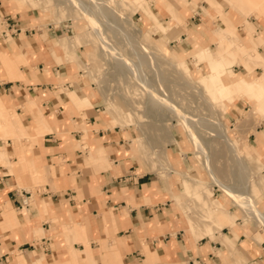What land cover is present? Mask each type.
<instances>
[{
	"label": "crops",
	"instance_id": "0c3cea01",
	"mask_svg": "<svg viewBox=\"0 0 264 264\" xmlns=\"http://www.w3.org/2000/svg\"><path fill=\"white\" fill-rule=\"evenodd\" d=\"M36 1L0 0V139L13 137L0 144V264H264V232L250 231L259 222L246 226L238 208L203 191L197 163L190 172L186 156L154 146L155 132L134 125L133 135L127 91L120 102L117 88L95 80L99 92L80 39L60 21L42 28L48 18ZM123 2L145 12L143 24L154 22L176 56L207 45L200 53L210 89L229 85L236 105L254 100L242 113L230 107L237 131L253 141L250 178L264 164V0ZM233 63L243 76L224 68ZM223 68L228 84L217 75ZM258 185L248 179L262 210Z\"/></svg>",
	"mask_w": 264,
	"mask_h": 264
},
{
	"label": "rangeland",
	"instance_id": "374dc122",
	"mask_svg": "<svg viewBox=\"0 0 264 264\" xmlns=\"http://www.w3.org/2000/svg\"><path fill=\"white\" fill-rule=\"evenodd\" d=\"M114 1L115 2L117 1V3L120 5L118 8L120 10L119 14H121L125 17H128L127 18V21H128L127 25L134 26V27L136 26L140 30V33L138 34L137 38L140 41L145 42V43H147L150 46H153L155 48L153 50L155 51L157 56L163 61L162 67L164 69L167 68L166 70H168V71H166V73H168V74L164 73L166 75L165 82L166 81L167 82L166 83L165 82L160 83L155 78H153L154 74L151 73V70L144 69L146 71L145 74L151 78V80L155 86L156 91H158L160 93L161 92L160 86H164L166 88L167 92L170 93V96L173 98V100L175 101L176 104H178L180 107L183 104L181 108L185 109V111L193 112L192 110L195 107L196 113H199L201 111V113H199V114H208L209 113L208 112L209 107L205 104L204 100L199 99V97H197L198 96L197 91L195 90V88H194L195 91L192 90L193 87L191 86L193 82L198 80V84L201 86L203 91L206 92V91L212 90L216 96H220V94H222V90L217 88L216 86H213V87L211 86L212 88L210 89V86H207V84H206V78L203 77V75L207 72V68L204 65L205 58L202 56V54L200 52H201V49L207 48V45H204L201 47L199 46L197 51L192 50L189 52H183L179 56H176L174 54V52L177 53L179 50L163 37L162 33H160L158 31L160 29L157 26H153L154 22L149 23L148 21H146V24L145 23L143 24V20H142L143 19V13H145L143 10H141L139 8L134 9L132 7V4H125L123 2V0H111L110 4L113 5ZM36 2H37V4L35 6H37L39 8L40 16L42 17L41 19L48 18L46 20L45 25L41 26L42 28L43 27L46 28L47 26L55 27L53 24V22L55 20L56 23L60 21L59 26H60V24H62V26H63V24H65V23L68 25L70 30L67 34L70 35V36H68L70 39L78 38V36L81 33L83 34L84 38L83 37L80 38V41L83 43L82 44L79 43V44H80V46H82L84 48L79 47V53H80L83 61H85L88 64V69L86 70L87 73H85V75H87V74L90 75V71H91V75H97L99 73H102L103 76L101 77V79H98L99 83L108 82L107 85L110 88L115 87L114 91H116V88H117L118 92L122 95L120 102H124L125 100L127 102L126 97L129 96L132 98V100L134 99L133 103H132L133 109H138L140 111H144L145 109H146L145 111L149 110V107L145 104V102L147 103L146 92L135 80L129 81L128 84H129L130 89L132 90L131 92H129V89L125 90L124 78H122L123 77L122 75L111 76L110 74H107V65H106L105 60L97 61L101 57V55L99 53H98L99 55H98L97 59L95 58V60H94V58H93L92 60L91 59L89 60V57H88L89 55H87V53H89V51H91V50L99 51V45H98V42L95 39V37L91 31L89 23L81 15V13L78 11L77 8H74L70 5H68L67 3L64 4V2L63 3L61 2V4L60 3L58 4L56 0H37ZM25 3L26 2H23L21 4H25ZM134 5H137V3ZM42 6H48L50 8L44 9V8H42ZM25 9H29V12L32 14H38L37 9L27 8V7H25ZM239 9L247 15L248 14L251 15L253 13V12L249 13L248 10L245 9L244 7L239 8ZM225 16H226V12H223V17H225ZM244 17H246V19H248L247 16H244ZM169 21H171V19ZM183 21H186V20H184V18H183V19H181V23H184ZM101 27H102V30L107 35L111 36V34L109 33L107 26L105 24L102 25ZM2 29H5V23L3 22L2 17H0V30H2ZM167 30H168V24L165 26V29L162 31L166 32ZM72 34H74V35H72ZM111 39H113V38H111ZM117 43H118L119 47L121 48L123 55L125 57H128V58L133 57L131 52H128L130 50L126 46H124L121 41L117 40ZM195 45H196V43H195ZM216 46H217V44H216ZM219 46L220 45H218L216 47L217 51H221V50H219V49H221ZM85 50H86V53H85ZM171 50L174 52H172ZM100 53H102V52H100ZM189 55L192 56L195 61L192 60L190 57H188ZM166 61L174 62L176 64L178 72L180 73V76H182V77H180L178 74L174 75V73L171 70L172 67L168 66V64L165 63ZM243 66L246 68L247 74H249L254 69V68H251V67H248L245 65H243ZM241 67H242V65L240 63H233V65L225 66L224 68L232 69L233 72H235L237 74V76H243L244 74L238 73L241 70L240 69ZM254 67H257V66H254ZM144 68H146V67H144ZM224 68L220 69L221 77L219 74H217V75L219 78H221L223 80V83L228 84L226 76L224 75V73H225ZM255 71L258 73L257 69H255ZM171 75L175 76V77L172 78ZM256 76L257 75L253 74L252 78H256ZM201 77H203V78H201ZM182 80H184V81H182ZM185 81L189 83V85H188V87L190 86L189 88H183V86L187 87ZM175 82H178V84ZM182 82H184V83H182ZM92 85L94 87H96V89H98V91H99L98 84L95 81L92 82ZM177 85H179V86H177ZM227 86H229V85H227ZM123 87H124V90H123ZM126 91H127V96H126ZM236 91L237 90H235V91L229 90L228 97L233 93H235V94L232 95L231 97H229L228 99L222 101V102H215L212 105V107L216 108L218 110V118H219V120H221L222 124L227 127L228 136L234 141V144L236 146L238 154L242 157L243 160L247 161V163H249L252 166H255L256 165L255 160L252 158V155H251V152L249 149V143H253V141L247 135V134H249L247 132L248 131L247 129H244L242 131V133H239L235 129L237 122H238L237 118H239L240 116L238 117L237 115H233V113H231V110H230L231 106H233V107L240 106V107H238V113L239 112L242 113L243 110H247L251 107L254 100H250L252 98L245 96L248 99V101L249 100H250V102L253 101V102H251V105H249L247 102H246L245 106L236 105V101L239 99V98H237L236 100L234 99L235 95H237ZM239 95L241 96L242 93ZM245 97H242V98H245ZM240 100H242V99H240ZM203 101H204V103H203ZM242 101H244V100H242ZM105 102H106L105 99L102 98L101 107L105 106ZM198 102H199V104H198ZM203 104H205V105H203ZM196 110L199 112H197ZM130 111H131V109H130ZM150 112H152V113H150ZM132 113H133L132 118L135 119L136 117H135L134 111ZM147 114L149 116L145 114L146 115L145 118L143 116H141V114H140V117H141L140 121L143 120V121H141L142 123L145 122V124H147L146 122L148 120H150L151 122L150 121L149 122L151 124L152 121L157 122L162 117H165L168 115L165 110H162V109L160 110L159 108L150 109ZM157 114H159L160 116H158ZM260 116L261 115H258V118ZM142 117H143V119H142ZM166 118L169 119L168 116ZM167 122H168L167 127L169 129L170 134L172 136H174V134H175V136H177L178 139L175 136H174V138L177 139L179 144L176 143L175 141H173L171 136L162 135L163 134L162 132H164V131H163V129H160V130H162V132L159 130L160 132L152 134V135H156L152 139L153 141H156L153 143V145L155 146L157 142L158 143L161 142L162 146L164 147V149L168 153V155L172 154L171 149H173V151L175 150L174 152H179L180 156H186L190 160V162L192 163V165H191L192 167L190 168V172L195 171V163H197L198 167L196 168V170H197L198 174L196 177H197V179H199L200 188H202L203 191L205 190V188H208L210 191L213 192V194L215 192L214 195L216 196V198H218L222 203L228 202L229 205L232 207L231 208L232 211L235 208H238L239 209L238 212L233 211L235 213V216H242L244 219L243 223L246 224V226H248L247 225L248 222H250L252 220V218H254L253 215H251L247 210L246 211L248 212L249 215H247L245 212L243 213L242 209L238 205H236L234 203V201L231 199L232 198L231 196H229L221 188H219L218 186H216L212 183V180H211V177L209 176V173L203 167L198 156H196V153L193 149V146L190 143H188V140H187L188 138H187L186 130L184 129V127L176 121H167ZM134 123H137V122L134 121ZM134 125L137 127H140V128L142 125L133 124L131 126L133 135H136L137 132L135 130ZM153 125L157 126L155 124H153ZM142 128L143 129L145 128L144 130L146 132L150 133V131L148 130V127H142ZM1 130L2 129L0 128V131ZM154 130H156V129H154ZM8 138H13V137H9V136H6L5 138L2 137V139H0V144H2V141L6 142ZM201 138L206 143V148H207L206 150L209 153L214 151V150L215 151H219V150L222 151V155L218 158V163H220L221 168H219V170H218V167H217V173L222 175V177L225 179L227 184L234 185V186H242L243 180H241L238 177L237 169L236 168L232 169L229 166L230 163L227 160L226 155H225L226 154V148H225L224 144L220 140H217V137L215 135H213L209 132H205V133L201 134ZM10 144H12V142H10ZM12 145H15V144H12ZM1 161H2V159H0V162ZM263 166H264V164L262 163V165H261L262 168L254 170V173L249 178V181H250V183L259 184L258 185V187H259L258 198L260 199V201L262 203V205H261L262 211L264 212V200L262 199V197L264 195L263 190H262L263 185H264V181L263 182L260 181V178L263 177V174L261 173V171L264 172ZM151 171L155 172L158 175L160 173L158 170H151ZM39 187H41V186H39V185L36 186V188H39ZM40 189H42V188H40ZM247 192L249 194L248 187H247ZM249 196H250V194H249ZM253 226H254L253 229L252 230L250 229V231H254V232L262 231V232H264V226H262L260 223L256 222Z\"/></svg>",
	"mask_w": 264,
	"mask_h": 264
},
{
	"label": "bare ground",
	"instance_id": "6f19581e",
	"mask_svg": "<svg viewBox=\"0 0 264 264\" xmlns=\"http://www.w3.org/2000/svg\"><path fill=\"white\" fill-rule=\"evenodd\" d=\"M56 1L58 4L64 2V4L67 3L68 5L77 8L78 11L81 13V15L89 23L91 31L99 45V51L91 50L89 51V53H87V55H89L88 56L89 60L90 59L92 60L93 58L94 60L95 58L97 59L98 55L100 54L101 57L97 61L105 60L107 65V74H110L111 76L122 75L123 76L122 78H124V84H128L130 80H135L146 92L147 103L145 102V104L149 107V110L157 109V108H159L160 110L161 109L165 110L168 114L167 116L169 117V119L166 118L167 116L162 117L157 122L152 121L151 124H150L151 121L148 120L146 122L147 124H145V122L144 123L141 122L143 120L140 121L141 118L140 114L145 118V116L148 115L147 113L149 112V110L145 111L146 110L145 109L144 111H140L138 109L132 108L136 117L134 121H136L137 124L142 125V127H148L150 133L151 132L156 133V131L162 132V130L160 129H163L164 132H162L163 133L162 135L165 134L169 136H170V132L167 127V123H168L167 121H176L180 123L186 130L188 143H190L193 146L196 156H198L203 167L209 173L212 183L218 186L219 188H221L229 196H231L232 199L237 204H239L245 210H247L251 215H253L255 220H257L261 225L264 226V212L258 209L256 201L252 199L247 192L248 179L251 174V170L247 162L243 160L242 157L238 154L234 141L228 136L227 127L222 124L221 120H219L218 110L212 107V105L215 102H222L228 98V94L230 90L229 86L223 85L222 94L220 96H216L212 90L206 92L203 91L201 86L198 84V80L193 82L191 85L193 87L192 90H194L195 88L198 95L197 97L205 101V104L209 107L208 108L209 113L199 114L201 113V111L199 112L197 110L196 111L199 113H196L195 107L192 110L193 112L190 111L187 112L185 111V109L181 108L183 104L180 107L178 104L175 103L173 98L170 96V93L167 92L164 86L159 85L161 87L160 93L156 91L151 78L145 74L146 71L144 69H149L151 70V73L154 74L153 78H155L160 83H163L166 80V75L164 73H166V71L168 70H166L167 68L164 69L162 67L163 61L157 56V54L153 50L155 48L145 42L140 41L137 38L138 34L140 33V30L136 26L134 27L127 25L128 17L119 14L120 10L118 8L120 5L117 3V1L116 2L114 1L113 5L110 4L111 0H56ZM103 23L107 26V29L111 34V36L107 35L102 30L101 26L104 25ZM81 37L84 38L82 33L78 36V39H80ZM110 37L113 39H111ZM117 40L121 41L123 45L130 50L128 52H131L133 56L132 58H128L123 55V52L119 47ZM79 43L82 44L83 42L79 40ZM82 63H83L82 64L83 68L87 69L88 64L84 61ZM165 63L168 64V66L172 67L171 70L174 73V75L178 74L180 76V73L178 72V69L174 62L166 61ZM102 76H103L102 73H99L97 75H90L89 79L95 81L101 79ZM171 77L173 78L175 76L171 75ZM175 83L178 84V82ZM185 83L187 87L183 86V88H189L190 87V86L188 87L189 83L186 81ZM157 115L160 116L159 114ZM248 116L249 113L246 114V118ZM153 124L157 126H154ZM235 129L237 130V126L235 127ZM205 132H209L215 135L217 137V140H220L224 144L226 148L225 155L230 163L229 166L232 169L234 168L237 169L238 177L241 180H243L242 186H234L227 184L225 179L222 177V175L217 173V167L218 170L219 168H221L220 163H218V158L222 155V151L214 150L209 153L206 150L207 149L206 143L201 138V134Z\"/></svg>",
	"mask_w": 264,
	"mask_h": 264
},
{
	"label": "built area",
	"instance_id": "2783aa9c",
	"mask_svg": "<svg viewBox=\"0 0 264 264\" xmlns=\"http://www.w3.org/2000/svg\"><path fill=\"white\" fill-rule=\"evenodd\" d=\"M25 201H27V199H24V203H27V202H25Z\"/></svg>",
	"mask_w": 264,
	"mask_h": 264
}]
</instances>
